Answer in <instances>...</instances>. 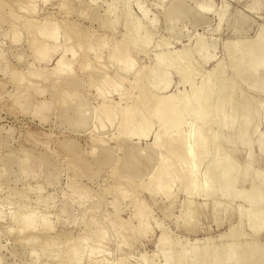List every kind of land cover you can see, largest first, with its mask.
Instances as JSON below:
<instances>
[{"label":"rangeland","instance_id":"374dc122","mask_svg":"<svg viewBox=\"0 0 264 264\" xmlns=\"http://www.w3.org/2000/svg\"><path fill=\"white\" fill-rule=\"evenodd\" d=\"M111 2L0 0V264H71L73 249L74 264H157L161 232L179 246L225 243L236 228L241 243L254 239L239 216L245 205L238 199L195 196L185 207L181 180L166 198L147 189L145 180L157 161V150L148 147L156 125L146 139L116 138L117 116L99 130L93 110L102 98L109 105L131 103L137 91L126 93L138 71L145 90L167 95L182 87L187 91L220 63L213 83L232 86L235 118L212 129L220 153L236 163V189L248 190L257 174L264 176V144L258 146L264 141V68L254 76L237 75L224 46L264 29V0H115L110 12ZM130 21L140 26V43L147 41L125 47L132 64L126 72L111 54L114 47L122 50ZM45 23L55 25L57 40L47 42L54 47L48 60H38L29 48L30 32ZM196 39L201 48L193 52ZM63 46L74 56L65 54L70 70L58 75L53 64ZM184 48L192 55L190 79L183 85L169 69L168 84L156 90L149 75L153 54L175 55ZM103 77L109 81L99 97L95 88ZM243 107L253 114L243 129L245 144L238 141ZM79 108L86 119L76 127ZM186 130L184 123L180 131ZM136 205L147 213L144 232L137 230ZM187 206L193 215L182 219ZM255 238L264 247V228Z\"/></svg>","mask_w":264,"mask_h":264},{"label":"bare ground","instance_id":"6f19581e","mask_svg":"<svg viewBox=\"0 0 264 264\" xmlns=\"http://www.w3.org/2000/svg\"><path fill=\"white\" fill-rule=\"evenodd\" d=\"M114 1L112 0L111 4L108 5L107 11L111 12ZM141 14L143 16L144 11H141ZM128 24L129 28L124 34L125 43L122 50L114 47L111 54L112 60L119 63L120 68L126 72L131 70L132 64L127 59L125 47H142L147 41L144 40L140 43V26L137 23L130 21ZM30 34L29 48L34 58L48 60L54 51V47L48 46L47 42L57 40L55 25L42 24L36 30L31 31ZM224 47L237 75L241 77H243L242 75L254 76L256 71L264 68L263 27L257 30L254 38L227 42ZM200 48L201 43L196 39L192 47L193 52L199 51ZM61 49L60 55L54 59L53 64L54 72L58 75L61 72L70 70V63L67 58H64L65 54L69 52L70 58L74 56L71 47L63 46ZM191 56L189 48L181 49L175 55L167 51L154 53V68L149 71L153 87L160 91L168 84L169 69H174V73L184 85L183 82L190 79L194 68L190 61ZM219 66L220 63H217L211 71L206 75H202L198 84L191 85L187 91H184L182 87L167 95H155L145 90L141 81L142 73L138 71L133 81L129 82L126 93L127 96L130 94V90L135 89L137 91V95L131 103L124 102L123 106H120L119 102L109 105V103H104L102 98V103H99L93 110V119L96 122L95 128H99V130H103L107 123H113L114 118L117 116L116 134H114L116 138L146 139L152 132L154 124L156 125L157 131L152 133L151 143L148 147L157 150V161L150 168L151 170L145 180L146 188L151 192L161 194L166 198L172 184L176 180H181L183 182L181 191L187 198L185 207L186 205L191 207L189 199L195 196L205 198L218 196L227 202L238 199L245 205V208H242L239 212V216L245 220L250 236L254 239L241 243V232L239 228H236L227 232L225 237L230 240L225 243L214 244L205 240L200 245L195 242L196 244L179 246L181 244L178 241L169 240L170 238L161 232L156 239V247L161 255V261L157 264H264V247L255 238L256 234L264 228V176L257 174L256 182H252L248 190L239 192L235 186L236 163L231 162L226 154L220 153L219 135L212 129V126L216 125L221 130L232 123L235 118V105L232 102L231 93L232 86L225 81H221L218 86L213 83L214 69ZM240 66L244 69L240 70ZM101 67L104 68L102 65ZM106 77L100 80L99 86H95L96 94L99 97L104 94L101 85L107 83L108 79ZM78 106L81 107V104L78 103ZM80 110L82 109L79 108L76 112L77 117L74 121L76 127L86 119V113L83 114ZM252 116L253 114L243 107L238 136V141L241 144H245L242 137L244 134L243 129L248 125ZM184 123L187 124V130L183 133L180 131V127ZM97 142H101V145L103 143L98 138ZM263 144V140H258L259 147H262ZM202 164H204L202 170L199 171ZM247 170L246 166L243 175L246 174ZM213 207L215 211L219 209L218 204H214ZM134 208L137 230L138 232H144L148 228L147 213L144 207L140 205H136ZM189 208L187 206V210L182 214V219L193 215V209L190 208V210ZM24 217L26 216L22 218ZM27 218L30 220V215ZM27 224H29L28 221ZM103 232H97L98 237H103L105 231ZM68 262L71 264L76 263V249L69 251ZM118 263L119 261L116 262V264Z\"/></svg>","mask_w":264,"mask_h":264}]
</instances>
